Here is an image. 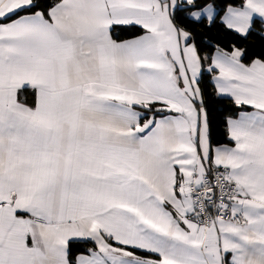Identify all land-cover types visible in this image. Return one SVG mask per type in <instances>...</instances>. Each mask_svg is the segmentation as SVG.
<instances>
[{
    "label": "snow or ice",
    "instance_id": "1",
    "mask_svg": "<svg viewBox=\"0 0 264 264\" xmlns=\"http://www.w3.org/2000/svg\"><path fill=\"white\" fill-rule=\"evenodd\" d=\"M0 264H264V0H0Z\"/></svg>",
    "mask_w": 264,
    "mask_h": 264
},
{
    "label": "trees",
    "instance_id": "2",
    "mask_svg": "<svg viewBox=\"0 0 264 264\" xmlns=\"http://www.w3.org/2000/svg\"><path fill=\"white\" fill-rule=\"evenodd\" d=\"M198 31H203L202 37H198V41L202 40L200 44L201 54L202 55H211L214 52V47L217 44L227 47L229 43L236 42L244 46L258 44L256 39L253 37L248 41H241L237 37L227 33L223 28L219 26V21L217 25L214 26L211 31H206L198 29ZM253 49L250 48V51ZM259 51L257 47L254 49ZM201 87L204 90L205 94V103L208 106L209 118L211 120L212 126V140L214 145L219 143H227L226 136V126L225 121L229 116L234 115L235 105L232 104L228 99L217 97L214 93V82L211 79V74L207 72L204 73Z\"/></svg>",
    "mask_w": 264,
    "mask_h": 264
},
{
    "label": "crops",
    "instance_id": "3",
    "mask_svg": "<svg viewBox=\"0 0 264 264\" xmlns=\"http://www.w3.org/2000/svg\"><path fill=\"white\" fill-rule=\"evenodd\" d=\"M214 82V81H213Z\"/></svg>",
    "mask_w": 264,
    "mask_h": 264
}]
</instances>
